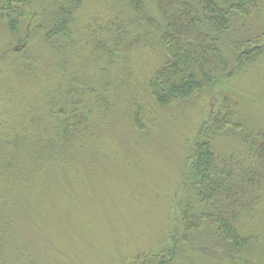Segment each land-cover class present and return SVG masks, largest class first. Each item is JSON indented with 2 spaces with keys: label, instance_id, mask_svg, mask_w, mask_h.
I'll use <instances>...</instances> for the list:
<instances>
[{
  "label": "rangeland",
  "instance_id": "obj_1",
  "mask_svg": "<svg viewBox=\"0 0 264 264\" xmlns=\"http://www.w3.org/2000/svg\"><path fill=\"white\" fill-rule=\"evenodd\" d=\"M54 1L29 0L15 31L0 19V264H131L165 249L166 264H264V199L242 222L254 238L240 254L182 239L179 202L190 143L221 94L236 101L243 131L264 129V53L223 87L161 107L148 89L163 60L155 0L144 1L157 25L134 19L128 0H79L60 53L41 27ZM250 25L228 36L262 32L264 4ZM65 113L88 126L63 144L54 124ZM216 143L241 148L230 134Z\"/></svg>",
  "mask_w": 264,
  "mask_h": 264
},
{
  "label": "trees",
  "instance_id": "obj_2",
  "mask_svg": "<svg viewBox=\"0 0 264 264\" xmlns=\"http://www.w3.org/2000/svg\"><path fill=\"white\" fill-rule=\"evenodd\" d=\"M28 1L0 0V19L7 23L10 31H15L19 11H23ZM128 1L134 19L141 24L157 25V19L149 15L144 0ZM155 1L162 21L159 22L161 29L158 25L160 33L157 32L156 40L163 60L154 69L148 89L152 102L158 106L170 107L194 95L204 96L209 89L223 87L234 73L264 53V30L243 40L228 36L230 31H244L245 23L250 25V19L261 10L263 0ZM78 2L58 0L55 9L42 22L44 41L54 53H60L62 46L57 39L70 30L68 26L75 21L72 16ZM115 40L117 48L119 37ZM92 41L101 49L99 51L95 47L96 52L101 53L102 39ZM223 42L229 44L235 65L224 54ZM24 66L21 65V68ZM88 88L85 86L82 93L85 91L89 95ZM75 89L81 90L74 87L71 95L76 92ZM221 95V102L214 105L196 130L182 172L179 201L181 228L185 231L182 239L219 245L225 251L240 254L247 241L254 238L243 232L242 222L264 199V129L243 131L236 101L228 94ZM90 96L94 97L93 92ZM60 118L53 122L59 134V143L77 139L81 127L88 126L86 117L79 120L77 113H65ZM133 118L136 125L139 120L141 122L140 111H135ZM226 134L235 136L241 148L235 152L220 149L216 142ZM11 144L15 147L17 141ZM205 237L208 241L202 240ZM168 255L167 249L160 254L140 253L131 264H166L172 262L171 252Z\"/></svg>",
  "mask_w": 264,
  "mask_h": 264
}]
</instances>
